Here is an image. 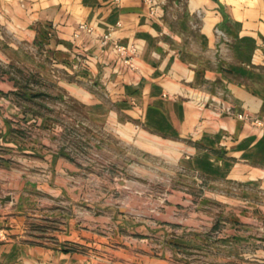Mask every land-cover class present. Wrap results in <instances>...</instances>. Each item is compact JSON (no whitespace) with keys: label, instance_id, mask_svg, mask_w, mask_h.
<instances>
[{"label":"crops","instance_id":"crops-1","mask_svg":"<svg viewBox=\"0 0 264 264\" xmlns=\"http://www.w3.org/2000/svg\"><path fill=\"white\" fill-rule=\"evenodd\" d=\"M153 3L150 14L143 0H0V66L55 84L107 133L92 137L112 157L166 156L190 183L236 185L238 193L212 194L201 206L174 192L148 214L132 210L141 202L102 199L98 184L83 183L96 198L69 217L53 210L63 208L67 186L45 184L39 221L59 220L46 230L53 240L27 241L24 218L5 217L10 203L0 207V264H264V0ZM108 33L135 47L133 67L101 46ZM29 196L19 208L35 207ZM216 220L223 227L213 239L206 233Z\"/></svg>","mask_w":264,"mask_h":264},{"label":"rangeland","instance_id":"rangeland-1","mask_svg":"<svg viewBox=\"0 0 264 264\" xmlns=\"http://www.w3.org/2000/svg\"><path fill=\"white\" fill-rule=\"evenodd\" d=\"M94 135L107 138V133L102 128L93 127L87 113L83 116L76 104L58 92L55 84L35 78L11 62L7 68L0 66V207H7L10 203L5 209V217L24 218V227L31 232L26 238L34 239L27 241L50 242L53 238L47 236L49 231L46 230L58 229L60 225L56 219L49 223L39 221L45 184L63 183L67 186L64 198L59 200L64 203L63 208L53 210L62 211L69 217L83 210L80 202L84 199L96 198V193L86 191L84 186L80 188L83 183L89 186L98 184L102 199H115L125 204L126 201L141 202L143 208L132 210L148 214L161 209L159 205L169 202L174 192L192 196L198 204L202 202L201 206L213 200L212 194L219 196L226 194L227 190L232 195L238 193L236 185L215 189L216 186L199 178L200 183H190L187 171L178 168L166 156L144 153L143 158L125 159L118 151L114 158L106 144L93 139ZM130 147L135 155L137 146ZM118 149L122 152L128 150L119 144ZM60 163L70 164L73 169L62 167ZM60 167L63 174L56 171ZM88 174L95 175L98 180ZM29 195L35 198V207L30 211L19 208L28 203ZM213 209L218 211L215 215H220L218 207ZM213 209L209 207L207 210L212 213ZM118 210L130 212L125 206ZM222 227L223 224L216 220L207 236L216 239ZM2 233L3 240L13 238L11 234ZM158 242L161 241L154 243L153 253L156 255L163 251ZM188 253L182 246L181 256L188 258Z\"/></svg>","mask_w":264,"mask_h":264},{"label":"built area","instance_id":"built-area-1","mask_svg":"<svg viewBox=\"0 0 264 264\" xmlns=\"http://www.w3.org/2000/svg\"><path fill=\"white\" fill-rule=\"evenodd\" d=\"M143 2L149 7L150 14L154 13L155 5L153 3V0H143ZM81 29L90 32V29L87 26H81ZM100 44L102 47H108L112 51L116 53V55L123 61L124 64H126L129 67H133V59L136 56V49L133 46H127V45H121L114 41L110 34H105L101 40ZM235 117L239 120L243 121H250L253 124H259L257 120L250 119L249 116L243 115V114H236Z\"/></svg>","mask_w":264,"mask_h":264}]
</instances>
